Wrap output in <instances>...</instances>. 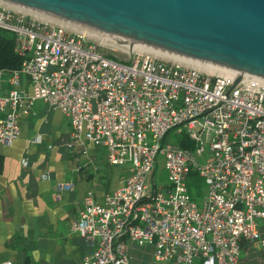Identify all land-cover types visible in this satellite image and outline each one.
Instances as JSON below:
<instances>
[{
	"label": "built area",
	"instance_id": "1",
	"mask_svg": "<svg viewBox=\"0 0 264 264\" xmlns=\"http://www.w3.org/2000/svg\"><path fill=\"white\" fill-rule=\"evenodd\" d=\"M0 30L12 34L21 58L17 70L0 73V146L12 145L19 120L40 101L66 118L72 145L89 143L108 166H129L100 203L87 192L69 226L92 248L82 264H129L127 240L152 247L148 264H249L250 243L253 264H264V89L232 86L4 8ZM173 129L190 149L164 143ZM160 156L166 184L156 185ZM190 173L206 185L199 207L184 184ZM54 188L70 192L73 184Z\"/></svg>",
	"mask_w": 264,
	"mask_h": 264
},
{
	"label": "water",
	"instance_id": "2",
	"mask_svg": "<svg viewBox=\"0 0 264 264\" xmlns=\"http://www.w3.org/2000/svg\"><path fill=\"white\" fill-rule=\"evenodd\" d=\"M0 8L264 89V0H0Z\"/></svg>",
	"mask_w": 264,
	"mask_h": 264
},
{
	"label": "crops",
	"instance_id": "3",
	"mask_svg": "<svg viewBox=\"0 0 264 264\" xmlns=\"http://www.w3.org/2000/svg\"><path fill=\"white\" fill-rule=\"evenodd\" d=\"M69 133L63 115L36 101L19 120L12 145L0 146V263L82 264L91 251L69 226L85 194L91 192L100 203L127 176L129 166H108L101 148L85 142L74 146ZM66 182L73 184L72 191L56 193L54 185ZM149 261L150 255L136 263Z\"/></svg>",
	"mask_w": 264,
	"mask_h": 264
},
{
	"label": "rangeland",
	"instance_id": "4",
	"mask_svg": "<svg viewBox=\"0 0 264 264\" xmlns=\"http://www.w3.org/2000/svg\"><path fill=\"white\" fill-rule=\"evenodd\" d=\"M110 49V46H107ZM108 48H101L106 54H110L116 58H123L120 52L115 50V52H111ZM114 49V48H113ZM117 49V48H116ZM4 78V76L0 75V81ZM177 129H173L169 131L164 137V143L166 144H174L179 143L181 140L185 138L183 132L177 133ZM155 183L158 184H166L165 172L162 167V157L157 158V174L155 176ZM184 184L187 190V193L191 199V201L196 204L197 207L200 206L201 200L206 192V185L204 179L199 177L194 173H190L185 177ZM127 247V253L129 260L134 264L136 263L137 258H142L143 262L147 260V258H151L152 247L151 246H137L135 243L130 241H125ZM250 253H249V264L255 263V257L257 254V247L254 243H250ZM196 264V263H195Z\"/></svg>",
	"mask_w": 264,
	"mask_h": 264
},
{
	"label": "trees",
	"instance_id": "5",
	"mask_svg": "<svg viewBox=\"0 0 264 264\" xmlns=\"http://www.w3.org/2000/svg\"><path fill=\"white\" fill-rule=\"evenodd\" d=\"M21 58L14 52V39L12 34L0 30V73L8 74L20 67ZM182 148L190 149L192 144L183 139L178 143ZM2 170V158L0 157V173Z\"/></svg>",
	"mask_w": 264,
	"mask_h": 264
},
{
	"label": "bare ground",
	"instance_id": "6",
	"mask_svg": "<svg viewBox=\"0 0 264 264\" xmlns=\"http://www.w3.org/2000/svg\"><path fill=\"white\" fill-rule=\"evenodd\" d=\"M112 47H113V46H112ZM114 48H116V47H114ZM117 50L125 51V50H122V49H119V48H117Z\"/></svg>",
	"mask_w": 264,
	"mask_h": 264
}]
</instances>
